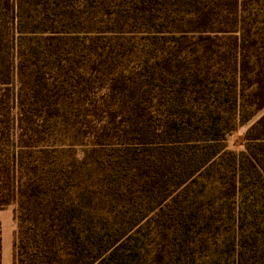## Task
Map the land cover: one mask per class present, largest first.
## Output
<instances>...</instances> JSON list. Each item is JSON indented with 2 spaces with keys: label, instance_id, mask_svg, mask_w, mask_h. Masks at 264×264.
Here are the masks:
<instances>
[{
  "label": "trees",
  "instance_id": "1",
  "mask_svg": "<svg viewBox=\"0 0 264 264\" xmlns=\"http://www.w3.org/2000/svg\"><path fill=\"white\" fill-rule=\"evenodd\" d=\"M261 198L264 0H0L14 264H236Z\"/></svg>",
  "mask_w": 264,
  "mask_h": 264
},
{
  "label": "rangeland",
  "instance_id": "2",
  "mask_svg": "<svg viewBox=\"0 0 264 264\" xmlns=\"http://www.w3.org/2000/svg\"><path fill=\"white\" fill-rule=\"evenodd\" d=\"M256 114L250 121L238 125L226 136L227 149L240 151L244 149V134L246 129L259 117ZM239 226L238 258L236 264H264V199L261 198Z\"/></svg>",
  "mask_w": 264,
  "mask_h": 264
},
{
  "label": "crops",
  "instance_id": "3",
  "mask_svg": "<svg viewBox=\"0 0 264 264\" xmlns=\"http://www.w3.org/2000/svg\"><path fill=\"white\" fill-rule=\"evenodd\" d=\"M1 263L14 264V239L16 223L13 206L0 208Z\"/></svg>",
  "mask_w": 264,
  "mask_h": 264
}]
</instances>
